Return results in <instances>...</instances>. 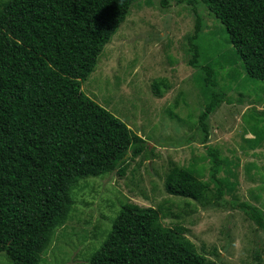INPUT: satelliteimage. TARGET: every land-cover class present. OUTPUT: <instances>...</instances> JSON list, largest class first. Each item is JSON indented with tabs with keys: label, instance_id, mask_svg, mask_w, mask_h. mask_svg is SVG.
Returning <instances> with one entry per match:
<instances>
[{
	"label": "trees",
	"instance_id": "16d2710c",
	"mask_svg": "<svg viewBox=\"0 0 264 264\" xmlns=\"http://www.w3.org/2000/svg\"><path fill=\"white\" fill-rule=\"evenodd\" d=\"M136 1L0 0V251L12 264L41 263L56 228L71 216L81 181L123 175L130 159L152 154L145 138L81 90ZM186 1L194 14L188 64L203 98L196 128L208 178L202 179L203 165L173 162L164 189L218 206L229 196L232 207L264 229L262 208L237 199L238 164L207 144L209 116L232 102L220 87V69L227 67L232 81L242 69L264 81V0ZM200 4L222 24V40L203 33ZM163 83L153 81L156 94ZM263 115L254 109L244 118L250 148L264 140ZM167 214L163 205L124 202L88 264H217L195 248L182 225H165Z\"/></svg>",
	"mask_w": 264,
	"mask_h": 264
},
{
	"label": "rangeland",
	"instance_id": "374dc122",
	"mask_svg": "<svg viewBox=\"0 0 264 264\" xmlns=\"http://www.w3.org/2000/svg\"><path fill=\"white\" fill-rule=\"evenodd\" d=\"M146 1L132 5L103 47L95 69L81 82V90L145 138L152 154L130 159L123 175L113 171L81 181L72 192L71 216L56 228L40 264H88L126 201L168 207L162 222L182 225L195 248L217 264H264V229L232 207L229 196L218 206L164 189L165 174L173 162L203 165L202 179L208 178V161L202 158L205 146L196 128L203 98L194 84L195 68L188 64L192 5L169 0L163 7L159 0ZM197 10L203 33L222 40L223 26L215 15L201 4ZM226 71L227 67L220 69L218 79L232 102L222 103L209 116L207 144L219 147L238 164L237 199L254 203L264 212V140L256 148L243 140L251 137L244 131V118L250 119L254 109L264 111V81L243 69L232 81ZM158 79L165 82L161 94L152 85ZM259 126L264 127V122ZM0 264H12L1 251Z\"/></svg>",
	"mask_w": 264,
	"mask_h": 264
}]
</instances>
